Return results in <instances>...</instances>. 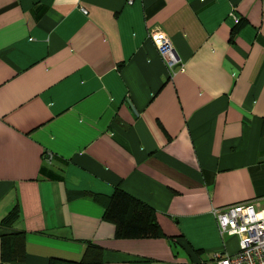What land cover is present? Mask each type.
<instances>
[{
    "label": "crops",
    "instance_id": "crops-1",
    "mask_svg": "<svg viewBox=\"0 0 264 264\" xmlns=\"http://www.w3.org/2000/svg\"><path fill=\"white\" fill-rule=\"evenodd\" d=\"M117 188L160 237L116 238ZM243 203L264 217V0H0V223L16 212L0 264L14 234L7 264L88 246L101 264H216L239 240L213 211Z\"/></svg>",
    "mask_w": 264,
    "mask_h": 264
},
{
    "label": "trees",
    "instance_id": "trees-1",
    "mask_svg": "<svg viewBox=\"0 0 264 264\" xmlns=\"http://www.w3.org/2000/svg\"><path fill=\"white\" fill-rule=\"evenodd\" d=\"M96 201L97 196H94ZM105 220L115 225V236L119 239H142L158 238L161 236L160 229L156 223L153 210L141 201L133 198L123 190L115 189L113 195L108 199L104 213ZM16 219V212L8 213L0 223L9 226ZM20 234H14L15 240L12 244H2V261L4 264L24 259V253L20 245ZM5 240V235H0ZM100 251L96 247L88 246L84 257L80 262H65L51 259L49 264H101Z\"/></svg>",
    "mask_w": 264,
    "mask_h": 264
},
{
    "label": "built area",
    "instance_id": "built-area-1",
    "mask_svg": "<svg viewBox=\"0 0 264 264\" xmlns=\"http://www.w3.org/2000/svg\"><path fill=\"white\" fill-rule=\"evenodd\" d=\"M150 37L170 74L173 75L176 68L183 72L169 38L157 30L152 31ZM213 214L220 233L234 232L239 240V251L219 258L216 264H264V217H259L251 204L216 209Z\"/></svg>",
    "mask_w": 264,
    "mask_h": 264
}]
</instances>
